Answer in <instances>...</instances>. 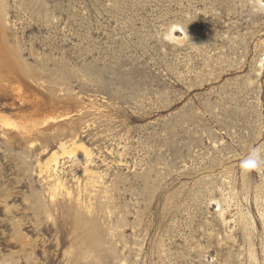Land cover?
<instances>
[{"label":"rangeland","instance_id":"1","mask_svg":"<svg viewBox=\"0 0 264 264\" xmlns=\"http://www.w3.org/2000/svg\"><path fill=\"white\" fill-rule=\"evenodd\" d=\"M0 5L9 44L52 72L40 108L1 111L62 117L42 146L0 138V264L97 263L73 209L38 206L53 152L98 214L101 264H264V0ZM58 133L91 150L92 177Z\"/></svg>","mask_w":264,"mask_h":264},{"label":"bare ground","instance_id":"2","mask_svg":"<svg viewBox=\"0 0 264 264\" xmlns=\"http://www.w3.org/2000/svg\"><path fill=\"white\" fill-rule=\"evenodd\" d=\"M7 21V14L0 5V138L4 143L15 140L19 143L18 145L23 146L24 150H30L39 144L42 146V141H45L46 137L41 135L45 130L61 125L62 123L57 121L61 116H52L51 113H47L48 115L41 118L42 120H38L34 119L33 116L19 114L17 117L21 118L13 120L12 115H6L8 113L4 114L1 111L3 109L23 111L29 107L40 108L41 102L44 103L41 98L42 95L49 92L52 96V72L48 76L42 66H33L21 58L18 48L14 47L13 42L12 44L8 42L9 29ZM174 35L171 32L170 36L172 38ZM56 138L58 148L62 150V154H67L79 166H82L86 174L92 177L94 171L89 165L92 162V152L80 138L74 134L66 139V136L60 133L57 134ZM46 148L43 149L46 150ZM36 162L38 175L43 179L47 190V194L44 193L46 195L45 199L36 201L38 206L42 207V210L43 208L49 210L50 208L54 209L62 202L66 203L62 207L73 209L76 225L83 229L82 233L85 232L86 235L90 236V240L88 239L82 244L83 249L90 248L94 252L96 251L98 255L95 262L97 263L93 264H101L103 262V256L100 254L101 241L95 224L97 212L86 209V206L79 202L78 197L73 198L71 196L72 192L65 185L64 176H61L62 172L58 169L59 164L54 152L44 160L38 158ZM43 191L45 192V190ZM100 208L101 205L98 206V209ZM84 209L85 212H83Z\"/></svg>","mask_w":264,"mask_h":264},{"label":"clouds","instance_id":"3","mask_svg":"<svg viewBox=\"0 0 264 264\" xmlns=\"http://www.w3.org/2000/svg\"><path fill=\"white\" fill-rule=\"evenodd\" d=\"M262 10H264V6H259V7L256 8L257 12L262 11Z\"/></svg>","mask_w":264,"mask_h":264}]
</instances>
